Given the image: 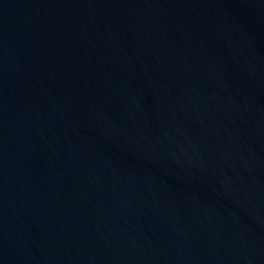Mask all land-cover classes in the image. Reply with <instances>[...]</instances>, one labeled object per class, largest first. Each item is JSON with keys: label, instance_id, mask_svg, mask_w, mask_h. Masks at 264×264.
Here are the masks:
<instances>
[{"label": "water", "instance_id": "obj_1", "mask_svg": "<svg viewBox=\"0 0 264 264\" xmlns=\"http://www.w3.org/2000/svg\"><path fill=\"white\" fill-rule=\"evenodd\" d=\"M0 264H264V0H0Z\"/></svg>", "mask_w": 264, "mask_h": 264}]
</instances>
